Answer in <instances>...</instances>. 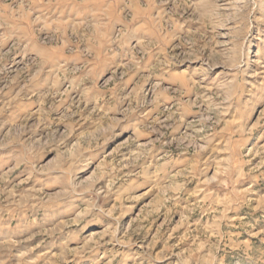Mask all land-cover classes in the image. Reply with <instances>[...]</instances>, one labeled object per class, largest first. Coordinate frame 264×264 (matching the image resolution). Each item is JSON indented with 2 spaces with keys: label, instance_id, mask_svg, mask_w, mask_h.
I'll return each instance as SVG.
<instances>
[{
  "label": "rangeland",
  "instance_id": "obj_1",
  "mask_svg": "<svg viewBox=\"0 0 264 264\" xmlns=\"http://www.w3.org/2000/svg\"><path fill=\"white\" fill-rule=\"evenodd\" d=\"M0 264H264V0H0Z\"/></svg>",
  "mask_w": 264,
  "mask_h": 264
}]
</instances>
